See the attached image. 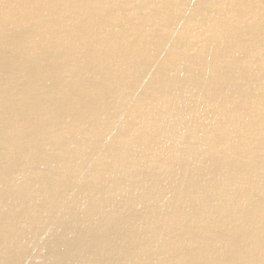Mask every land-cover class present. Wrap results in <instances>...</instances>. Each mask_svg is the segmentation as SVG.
Returning a JSON list of instances; mask_svg holds the SVG:
<instances>
[{
  "label": "bare ground",
  "instance_id": "bare-ground-1",
  "mask_svg": "<svg viewBox=\"0 0 264 264\" xmlns=\"http://www.w3.org/2000/svg\"><path fill=\"white\" fill-rule=\"evenodd\" d=\"M0 264H264V0H0Z\"/></svg>",
  "mask_w": 264,
  "mask_h": 264
}]
</instances>
